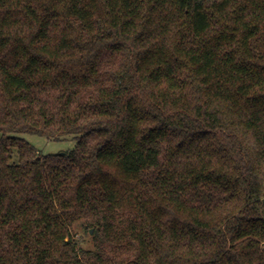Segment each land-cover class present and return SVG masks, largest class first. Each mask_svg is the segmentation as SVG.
Returning <instances> with one entry per match:
<instances>
[{"label": "trees", "instance_id": "1", "mask_svg": "<svg viewBox=\"0 0 264 264\" xmlns=\"http://www.w3.org/2000/svg\"><path fill=\"white\" fill-rule=\"evenodd\" d=\"M0 264H264V0H0Z\"/></svg>", "mask_w": 264, "mask_h": 264}, {"label": "rangeland", "instance_id": "2", "mask_svg": "<svg viewBox=\"0 0 264 264\" xmlns=\"http://www.w3.org/2000/svg\"><path fill=\"white\" fill-rule=\"evenodd\" d=\"M19 136L34 145L42 154L45 155L70 152L75 149L77 145V140L74 137H68L63 140H53L35 134H20ZM78 236L81 239H85L87 242L90 239L80 227H78Z\"/></svg>", "mask_w": 264, "mask_h": 264}]
</instances>
